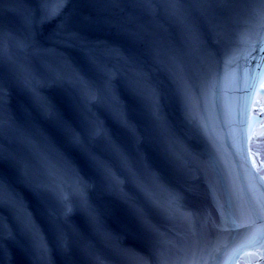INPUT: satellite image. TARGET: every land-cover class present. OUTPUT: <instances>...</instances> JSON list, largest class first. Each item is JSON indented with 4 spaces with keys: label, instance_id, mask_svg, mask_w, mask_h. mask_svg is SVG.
Masks as SVG:
<instances>
[{
    "label": "snow or ice",
    "instance_id": "6c2138e0",
    "mask_svg": "<svg viewBox=\"0 0 264 264\" xmlns=\"http://www.w3.org/2000/svg\"><path fill=\"white\" fill-rule=\"evenodd\" d=\"M26 2L20 0L22 4ZM70 3L71 0H35V6L23 12L20 30H7L0 24V162L7 160L2 143L6 130L21 131L14 118L5 117L9 93L3 78L8 76L23 87L40 114L54 123L67 142V148L62 149L46 133L39 134L37 143L32 133L21 132L24 145L59 172L74 178L71 187L61 185L55 192L44 184L31 185L45 201L51 197L56 202L57 208L46 206V211L49 223L57 232L58 243L62 239L61 230L76 213L84 214L90 226L102 227L99 211L90 196L95 185L84 174L85 168L113 191L128 184L135 189L131 211L145 247L141 251L123 246L116 253L122 264H213L222 259V249L228 248V245L213 243L217 237L239 235V230H244L252 233V242L264 240V166L250 171L241 149L239 167L244 171V180L239 182L234 168L224 164L215 151L210 119L206 115L209 107L217 106L221 94L228 95V91L220 87L219 70L229 50L230 29L241 13L251 21H264V0H117L118 6L140 10L142 18L159 22L171 33L170 42L164 45L145 35L127 50L72 33L67 21L63 26L58 25L53 38L65 39L67 42L62 47H72L79 41L78 47L89 65L97 68L107 61L104 67L108 70L100 72L98 79L90 78L71 60L59 56V49L45 48L41 42L43 30L61 19ZM60 32L65 35L60 37ZM262 40L264 36L245 58L255 59L252 53H256L259 56L257 68L264 62ZM54 54L64 61V67L70 72L56 73L50 68L41 74L34 69V62L41 58L51 60ZM121 82L146 105L152 124L165 140L166 158L189 177L180 187L165 180L150 163L137 166L135 161L141 159L143 141L137 143L135 153L128 151L101 124L99 115L94 114L93 110L99 112L107 108L116 115L121 128L138 139L136 117L117 96ZM50 87L65 89L71 94L70 101L74 97L70 105L72 115H66L44 94ZM191 95L202 99L201 111L193 110L189 102ZM112 97L116 99L108 107L105 99ZM172 103L180 108L187 128L186 134L182 133L187 143L179 149L170 142V128L164 119V112ZM225 107L230 115L231 103L226 102ZM243 123L241 120L240 124ZM196 160L201 162L199 166L193 163ZM193 169L194 179L191 178ZM198 198L203 203L197 204ZM208 205L215 216L209 214ZM0 208H7L13 214L36 260L51 257L47 239L41 243L43 231L2 171ZM156 216L188 226L186 238L178 236V249L162 241V229L154 220ZM5 223L0 220V239H11L12 234H6L3 227ZM165 231L178 235L171 229ZM240 250L229 259H236ZM95 264L109 262L97 258Z\"/></svg>",
    "mask_w": 264,
    "mask_h": 264
},
{
    "label": "water",
    "instance_id": "95a60500",
    "mask_svg": "<svg viewBox=\"0 0 264 264\" xmlns=\"http://www.w3.org/2000/svg\"><path fill=\"white\" fill-rule=\"evenodd\" d=\"M29 6L34 7L35 0H27L23 4L20 0H0V24L7 30H20L21 16ZM65 21L72 33H79L92 42L107 43L125 50L131 49L136 40L143 39L145 35L160 45L170 42L171 33L166 32L159 22L147 17L142 18L140 10H125L117 5V0H71L63 17L43 30L41 42L45 48L59 49V56L71 60L92 79H98L100 72L108 70L104 67L107 61L97 68L89 65L78 47L79 41L72 47H62L67 41L53 38V33H57L58 25L63 26ZM64 35L59 33L60 37ZM261 36H264V21H251L241 13L230 29L229 50L219 70L220 87L227 90L228 95L221 94L217 106L214 109L209 107L206 113L210 119L209 128L213 135L215 151L224 164L234 168V176H239V182L244 180V171L239 167L241 149L250 171L255 172L264 166V135H261L264 133V87L261 86L264 84V62H261L260 68L256 67L259 62L256 53H252L255 59H245ZM176 38L179 39L178 34ZM261 43H264V40ZM59 56L54 54L51 60L38 59L33 67L41 74L47 73L50 68L56 73L70 72L69 68L64 67V61ZM3 83L9 93L5 117L14 118L21 131L15 128L6 130L2 143L7 160L0 162V171L8 177L12 189L39 224L44 233L41 243L46 238L52 254L50 258L36 260L30 243L20 231L13 214L7 208H0V220L6 221L3 226L7 230L6 234H12L11 239H0V264H34V261L35 264H95L97 258L108 261L109 264H122L116 253L120 252L123 246L143 251L144 239L131 211V202L136 198L135 189L128 184L113 191L104 187L86 168L84 174L95 185V191L90 193V196L99 211L102 227L90 226L84 214L76 213L67 223V227L61 230L62 239L58 243L57 232L49 223L46 211V206L57 208L56 202L51 197L45 201V197L34 191L31 185L44 184L55 192L61 185L71 187L74 178L59 172L24 145L21 132L32 133L37 143L39 134L46 133L62 149L67 148V142L54 123L40 114L22 86L8 76L3 78ZM44 94L62 112L68 116L72 115L70 105L74 97L70 101L69 92L63 88L50 87L45 89ZM117 96L120 103L126 105L136 117L135 132L138 139H133L122 129L116 115L107 108H101L99 112L93 110L94 114L99 115L101 124L130 152L135 153L137 143L143 141L141 159L135 161L137 166L143 162L150 163L169 183L175 187L183 185L189 177L166 158L165 140L152 124L146 105L132 95L129 86L124 82L117 86ZM114 99L116 97L106 98L105 105L111 107ZM189 102L194 111H201V98L191 95ZM226 102L231 103L230 115L226 111ZM164 119L170 128V142H174L178 149L182 148L187 143L182 135L186 134L187 128L178 105L170 104L164 112ZM241 120L244 121L242 125ZM193 163L197 166L201 164L199 160ZM191 178H195V169ZM195 202L203 203L199 198ZM208 209L211 216L216 215L210 205ZM154 220L162 229V241L178 249V236L185 239L188 226L181 221H167L159 216L154 217ZM167 229L178 235H169L165 231ZM239 233L226 234L213 240V243L228 245L226 250L222 249V259L213 264H264V240L252 242L253 235L250 231L239 230ZM65 244L67 247L63 246ZM237 249H242L237 258L229 259Z\"/></svg>",
    "mask_w": 264,
    "mask_h": 264
}]
</instances>
